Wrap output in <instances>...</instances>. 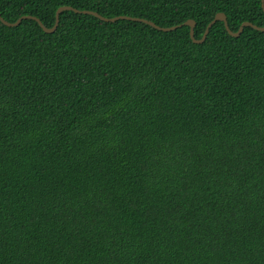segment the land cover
Masks as SVG:
<instances>
[{"label":"trees","instance_id":"obj_1","mask_svg":"<svg viewBox=\"0 0 264 264\" xmlns=\"http://www.w3.org/2000/svg\"><path fill=\"white\" fill-rule=\"evenodd\" d=\"M200 39L261 0H0ZM0 264H264V33L64 11L0 22Z\"/></svg>","mask_w":264,"mask_h":264},{"label":"water","instance_id":"obj_2","mask_svg":"<svg viewBox=\"0 0 264 264\" xmlns=\"http://www.w3.org/2000/svg\"><path fill=\"white\" fill-rule=\"evenodd\" d=\"M261 8H262V10L264 12V0H261ZM64 11H72V12L77 13V14L91 15V16H94V17L98 18L99 20H101L103 22H109V23H114V22H116L118 20H128V21H133V22H139V23L147 24V25L153 27L154 29L159 30V31H163V32H170V31L176 30L179 27L188 26L189 27V36H190V39L192 40V42L194 44H201V43H203L204 40H205V38H206V36H207V34H208V32H209V28L215 22H218V21L219 22H222L224 24L225 30L227 31V33L229 34V36H231L233 38L239 37L245 27H251L252 29H254L256 31H259V32H263L264 33V27L255 26V25H253L250 22H243L239 26L238 30L236 32H233L228 27L226 16L223 13H217L214 16L213 20L207 25V27H206V29H205L204 34L202 35V37L200 39H195L194 38L195 22L193 20L185 21L181 25L163 28V27H159V26L155 25L153 22H150V21H147V20L141 19V18H134V17H129V16H119V17H113V18H105V17H102V16H100L99 14H97L95 12L87 11V10H77V9H74V8H72L70 6H62V7H59L56 10V13H55V22H54V24H53V26L51 28L45 27L39 21L38 18L33 17V16H29V15L22 16V17L18 18L15 22H7V21H5L0 16V22L4 26L9 27V28H12V27L18 26L21 23V21H23V20H33V21L37 22V24L39 25V27L42 29L43 32H45L47 34H51V33H53L56 30V28L58 26V22H59V15L62 12H64Z\"/></svg>","mask_w":264,"mask_h":264}]
</instances>
